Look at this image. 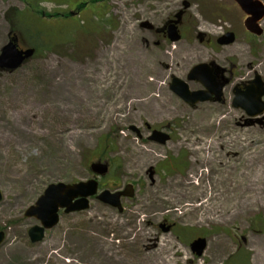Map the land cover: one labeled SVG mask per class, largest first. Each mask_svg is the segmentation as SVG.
Wrapping results in <instances>:
<instances>
[{"label":"rangeland","instance_id":"1","mask_svg":"<svg viewBox=\"0 0 264 264\" xmlns=\"http://www.w3.org/2000/svg\"><path fill=\"white\" fill-rule=\"evenodd\" d=\"M61 3L38 1L39 14L29 11L23 0H0V50L11 29L5 17L11 7L24 14L25 24L13 29L19 46L45 41L37 55L19 68L0 69V228L5 234L0 264H98L83 254L85 230H97L91 222L101 216L89 215L96 207L117 222H131L132 215H139L135 226L144 232L141 254L152 253L153 243L165 241L168 246L160 255L164 264H264V199L241 203L237 198L224 207L221 198L234 183L233 177L225 181L226 167L245 177L251 169L249 156L257 155L264 145V125L251 124L245 111L232 104L237 82L257 72L264 83V36L250 37L233 0H107L106 7L96 3L79 12L83 25L74 18H48L50 12L65 8ZM172 19H179L184 36L173 43L161 30ZM31 20L38 27H30ZM227 31L235 33V41L217 44V37ZM135 42L140 44L138 59L129 51ZM199 63H212L221 71L222 101H197L190 107L169 89V83L175 76L192 91L202 89L197 81L186 80L188 70ZM76 88L83 104L75 100ZM70 96L87 122L66 124L70 120L54 117L45 108L68 106L64 103ZM226 113L230 119L215 127L217 117ZM203 114L210 115L212 127ZM154 128L168 132L170 139L149 140ZM212 137L218 142L207 153L214 155L212 165L221 172L212 170L208 175L203 151L194 148ZM64 141H69L65 153L56 144ZM243 141L246 148H241ZM136 146L140 151L133 149ZM150 153L155 156L149 157ZM91 162L104 163L109 170L97 175ZM91 178L98 181L99 192L113 193L130 184L132 196L120 198L121 211L89 197L86 209L61 211L59 222L44 239L31 243L27 231L38 221L25 217L24 211L45 187ZM187 179L191 185L185 184ZM169 180L178 181L179 187L141 204L151 181L163 189ZM261 188L264 195V184ZM163 223L174 227L162 230ZM120 229L124 228L113 225L109 233L117 251ZM257 229L263 233L256 234ZM197 236L207 239L201 257L189 247ZM130 264H135L134 259Z\"/></svg>","mask_w":264,"mask_h":264},{"label":"water","instance_id":"2","mask_svg":"<svg viewBox=\"0 0 264 264\" xmlns=\"http://www.w3.org/2000/svg\"><path fill=\"white\" fill-rule=\"evenodd\" d=\"M239 5L245 12L250 11L248 8L250 5L255 4L256 10H252L255 14L254 19L251 23H247L249 28L255 31L254 20L262 17L264 13L263 6L258 1L251 0H237ZM169 38L172 41L179 39L176 33V27L174 25L169 26ZM234 40V35L232 33L226 34L222 40L218 42L221 44H227ZM33 54V49L29 48L26 50H20L17 47V38L12 36L10 40L4 44L0 50V67L7 68L10 70L19 67L22 62L29 58ZM212 68L206 63H200L192 67L187 75L188 80L196 79L207 90H194L191 91L188 84L183 80L173 77L169 88L178 96H180L184 101H186L191 106L197 101H205L211 99V95L214 94L217 100L221 98V85H218L215 81L214 75L211 74ZM264 90L262 87V82L257 81V85L248 90L246 95L236 94L234 105L246 108L249 115H255L261 112L260 109L255 107L260 103L259 99L262 96ZM249 106L253 110H249ZM138 133L136 128L131 127ZM169 136L159 130H153L150 136L151 140L164 143ZM92 171L98 174H104L107 170V165L103 163L92 162L90 164ZM98 184L95 180L90 179L86 182H77L72 184L65 183H51L42 192V194L36 199L34 204L29 206L24 215L26 217H34L39 220V225H34L28 230V236L32 243L40 242L44 237V232L46 229L53 228L59 220V211L62 209L64 213H70L74 211H79L86 209L88 207V198L97 192ZM0 191V199H1ZM121 196H132V186L127 184L123 191H116L110 193L108 190H104L97 195V199L108 203L112 206L118 208L119 211L122 210L120 204ZM163 230H168L169 227H164L160 225ZM4 238V233L0 231V244ZM206 247V239L203 237H197L190 242V248L193 253L197 256H201Z\"/></svg>","mask_w":264,"mask_h":264},{"label":"bare ground","instance_id":"3","mask_svg":"<svg viewBox=\"0 0 264 264\" xmlns=\"http://www.w3.org/2000/svg\"><path fill=\"white\" fill-rule=\"evenodd\" d=\"M139 45H140L139 43L135 42L133 46L129 48V51L132 53V55H135V59H138V55L140 51ZM73 95L76 97L75 100L77 102L83 104V101L85 99H82L77 88L73 90ZM154 100L155 98L150 99L149 103L154 102ZM64 104H67L68 106L58 107L55 110L52 109V107L48 108L45 106V108L51 113L52 116L56 115L59 119L62 118L63 121L70 120V122H66V124H71L74 122H81V121L87 122V120H85L83 117L84 112L80 108L78 109L76 108L73 100L71 99V96H70V101ZM62 114H65V116L61 117L60 115ZM205 114H203L202 116L204 117V119L208 118V122L210 123V126L212 127L213 121H210V115H205ZM126 117H128V115L124 116V118ZM229 119H230V113H226L222 115L221 117H217V123L215 127L219 128L223 126ZM235 138L237 137L235 136ZM58 142H56V144L59 147H61L62 152L64 151L65 153V149L66 148L68 149L69 141H64L62 144ZM217 142H218L217 139L214 137L210 138L209 140L203 139L201 140V143H198L199 145L194 148L195 150L203 151L204 156L202 157V161L205 164L210 166L208 175L212 172V170L217 171V172L220 171L217 167L212 165V160L214 158V155L207 153L209 150H213L215 148V146L217 145ZM253 144L255 146L258 143L257 141H254ZM242 147L243 148L247 147L244 141L241 143V148ZM133 149H135L136 151H140L138 146H136ZM142 154H148V153H142ZM153 156H152V153L149 154V157L152 158ZM250 156L247 161H248V165L251 166V169L246 173V176L243 178H239L244 175L243 173L240 172L238 173V175L234 173L232 174L230 172V169L226 167L228 172L226 173V176L224 179L227 182L229 178L233 177L234 183L232 182V184L229 186V189H226L224 193L221 194L224 207H228L229 204H232L233 203L232 201L237 200V198L241 199L240 201H238L241 203H243L246 199H250V200L251 199L253 200L264 199V195L262 193V188H261V184H264V145L262 146L261 152L257 153V155H254L251 157ZM144 157H146L147 158L146 160H148L147 156H144ZM253 158H256V162L252 160ZM146 160L144 162H146ZM200 165H203V164L200 163ZM235 178L239 180L235 181ZM170 181L171 180H169L164 185L163 189L155 187L154 182L151 181L148 184V187L146 188V190L144 191L140 199L141 204L147 205L150 200H154V201L157 200L165 192L171 194L174 187H179L180 184L178 181H174V182H170ZM184 182L185 184L188 183L189 185H191L192 183L191 181H188V179ZM247 193H250L252 195L249 196ZM157 207L158 205L155 204V209ZM107 214H108L107 211L104 208H100V207H96L92 211L89 212V215H101V216L99 217V219L91 222V227L94 229L97 228V230H85L87 232L86 234L87 238L85 240L86 242L85 241L83 242V244L85 243L83 245L84 250L82 249L83 254L85 253L86 256L93 258V259H97L98 264H130V262H132V259H134L135 264H164L165 263L161 261L162 258L160 256L162 254L163 247L168 246V243H166L165 241H158V242L153 243L152 249H155V250L152 253H147L145 256L141 254L139 247H140V243L143 240L144 232L141 228L138 229L135 226L139 215H132L131 222L128 220H122L121 222H117L116 219L106 216ZM113 225L116 227L124 228V229H120L122 231L121 233L122 238L117 243L118 245H121L120 251L116 250L117 247L114 244L113 236L111 238V235L109 234L111 230V226ZM127 227H132V228L127 230ZM94 231H97V232H94ZM88 245L90 247V250L86 251ZM170 260H171L170 258H167V262H169ZM66 261H69V260H66ZM69 262L72 263V260H70ZM78 263L79 262L76 261V264Z\"/></svg>","mask_w":264,"mask_h":264},{"label":"trees","instance_id":"4","mask_svg":"<svg viewBox=\"0 0 264 264\" xmlns=\"http://www.w3.org/2000/svg\"><path fill=\"white\" fill-rule=\"evenodd\" d=\"M38 1H45V0H23L24 4L27 6V9L31 12H36V13H39L42 12V10L40 9V7L37 8V3ZM61 1L62 3L61 4H68L70 3L72 0H59ZM87 1H89L90 3L94 4L96 3L97 1H101V0H77L76 1V6H75V9L74 11H70L68 8H64V9H57L55 11H53L52 13L50 12V14H48V18H61V19H77L79 24L80 22H82L80 25H83L84 23V20L81 18L79 11H81L86 5H87ZM12 9H9L7 10L6 14H5V17L6 19L8 20V22L10 23V27L11 29H14V26H17L18 23L20 24H25L22 20V16H24L23 13H21L20 10H17L16 8H13L11 7ZM78 11V13L76 12ZM47 17V16H45ZM15 21V22H14ZM17 22V23H16ZM16 23V25H15ZM34 22L29 21L28 22V25L30 27H33V26H36L38 27V25L35 23L33 24ZM53 28V27H52ZM46 29L42 30L41 35H40V39H41V36H42V33L45 32ZM38 31H41V30H38L37 29V32ZM42 42H45L43 40H40V41H34L33 44H32V47H34L35 49V55H37L40 47H41V43ZM48 44V43H46ZM53 44V43H52ZM182 233L185 232L184 230H186V228H182ZM177 235L179 236L180 235V231H179V234L177 233ZM185 237V235H184ZM183 237V238H184Z\"/></svg>","mask_w":264,"mask_h":264},{"label":"flooded vegetation","instance_id":"5","mask_svg":"<svg viewBox=\"0 0 264 264\" xmlns=\"http://www.w3.org/2000/svg\"><path fill=\"white\" fill-rule=\"evenodd\" d=\"M233 5H235L237 8H240L239 6H238V4L235 2V3H233ZM239 10H241V9H239ZM241 14L243 15V17H244V20L247 18V14H243V12H242V10H241ZM255 14L253 13V12H251L250 13V16L247 18V20H249V22H251V20H252V18H253V16H254ZM168 24H170V23H167V25ZM178 24H179V22H178ZM244 25V24H243ZM260 25H261V22H260ZM177 27H178V29H179V25H177ZM245 30H246V28H245ZM179 31V30H178ZM247 31V30H246ZM262 31H263V33H262V35L264 36V28L262 29ZM164 33H166V32H164ZM180 33V32H179ZM249 35H250V37H253V35L252 34H250V33H248ZM183 36V34H182V30H181V33H180V36ZM184 37V36H183ZM258 73L257 72H255L254 73V75H253V77H248V78H244L242 81H239V82H237L236 84H235V86H234V91H236V90H238V91H241L244 95H246L247 93H248V90L250 89V86H251V84H252V82H253V79L256 77V75H257ZM222 79V78H221ZM224 82H227V80H225V78H224ZM247 96V95H246ZM259 104L255 107L256 109H260L261 110V112L259 113V114H257V115H253L252 117H248L247 119H248V121L251 123V124H258V125H264V93H263V95L260 97V99H259ZM254 108V107H253ZM253 108H251L250 106H249V110H253ZM246 113V112H245ZM247 115V114H246ZM263 229H257L256 230V234H259L260 232V234H262L263 233V231H262ZM243 240H245L244 238H243Z\"/></svg>","mask_w":264,"mask_h":264}]
</instances>
